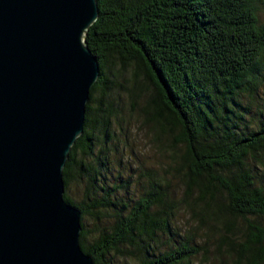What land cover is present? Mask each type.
Returning <instances> with one entry per match:
<instances>
[{
    "label": "trees",
    "instance_id": "trees-1",
    "mask_svg": "<svg viewBox=\"0 0 264 264\" xmlns=\"http://www.w3.org/2000/svg\"><path fill=\"white\" fill-rule=\"evenodd\" d=\"M262 1L96 0L98 15L83 40L99 75L61 172L64 188L72 179L86 181L79 201L65 192L62 197L80 210L78 243L93 264H116L117 256L136 264L187 262L203 247L192 236L158 248L161 234L174 233L170 219L178 203L199 222L212 220L222 230L217 245L232 251L235 261L264 264V224L250 218L264 216V185L257 180L264 166V119L254 128L240 126L247 111L235 100L253 93L263 78L264 24L256 15ZM116 58L121 68L131 67L130 93L142 87L139 73L153 85L142 113L155 126L156 140L167 134L181 149L174 159L182 181L179 202L158 185L131 205L116 202L114 187L103 182L100 153L115 110L100 97L114 85L110 69ZM85 217L108 224L92 236ZM199 231L204 241L211 235L208 228Z\"/></svg>",
    "mask_w": 264,
    "mask_h": 264
},
{
    "label": "water",
    "instance_id": "water-1",
    "mask_svg": "<svg viewBox=\"0 0 264 264\" xmlns=\"http://www.w3.org/2000/svg\"><path fill=\"white\" fill-rule=\"evenodd\" d=\"M96 0H0V264H93L62 167L99 75Z\"/></svg>",
    "mask_w": 264,
    "mask_h": 264
},
{
    "label": "rangeland",
    "instance_id": "rangeland-1",
    "mask_svg": "<svg viewBox=\"0 0 264 264\" xmlns=\"http://www.w3.org/2000/svg\"><path fill=\"white\" fill-rule=\"evenodd\" d=\"M256 15L258 22L264 24V1L258 3ZM114 61L115 64L110 69L114 85L107 90L106 95L100 97L115 110V115L109 122V136L105 142L107 147L100 153V156L105 158V167L101 169L104 175L103 182L109 187H114L116 202H126L131 205L138 197L157 185L162 193L178 201L182 193V181L175 170L174 159L181 149L172 145V137H168L167 134H161L156 140L155 126L142 113L145 99L152 91L153 85L144 74L139 73L137 79L142 87L130 93L128 89L133 83L131 67L121 68L119 60L116 58ZM262 73L263 78L253 93H239L235 98L236 102L244 106L247 111L240 126L247 125L254 128L260 119H264V69ZM93 94L96 98L100 96L99 90H95ZM95 104L96 101L90 102V106ZM258 172L257 180L264 185V166ZM85 184L84 180L72 179L64 188V192L77 202L83 195ZM151 190L155 191V189ZM110 199L113 200L112 197ZM172 212L170 225L174 233L161 234L158 237L159 250L170 246L179 237L192 236L193 243L203 247L198 254L181 264H244L243 261H235L233 252L226 249L225 245H217L215 239L222 230L213 227L212 220L199 222L187 207L179 203ZM250 218L264 224V216ZM83 222L92 236L103 225L108 224L107 220H95L91 217H85ZM202 227L208 228L211 232L206 241L203 233L199 231ZM88 238V241L92 239L91 236ZM114 263L136 264V259L117 256L114 257Z\"/></svg>",
    "mask_w": 264,
    "mask_h": 264
}]
</instances>
